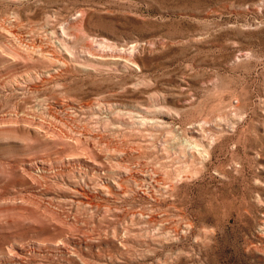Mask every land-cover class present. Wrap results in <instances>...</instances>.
<instances>
[{"label": "rangeland", "instance_id": "1", "mask_svg": "<svg viewBox=\"0 0 264 264\" xmlns=\"http://www.w3.org/2000/svg\"><path fill=\"white\" fill-rule=\"evenodd\" d=\"M263 219L264 0H0V264H264Z\"/></svg>", "mask_w": 264, "mask_h": 264}, {"label": "bare ground", "instance_id": "2", "mask_svg": "<svg viewBox=\"0 0 264 264\" xmlns=\"http://www.w3.org/2000/svg\"><path fill=\"white\" fill-rule=\"evenodd\" d=\"M35 51H37V49H35ZM39 51L40 52H42L43 51V49H41V48H39ZM39 55H43V54H39ZM232 102H234L235 104H234V107L235 108H238V109H240L241 108V106H242V104L239 102V100L237 99V98H235L234 100H232ZM235 116V115H234ZM203 121H205V120H202V122L201 123H195V124H193V126H192V133L194 134V133H196L197 131L195 130V127H197V126H200L202 123H206V122H208V121H206V122H203ZM89 134V133H88ZM89 137L91 138V139H95V138H99V137H95L91 132H90V134H89ZM86 139V138H85ZM198 144L199 143H197V142H195V144H194V146L195 147H197V149H200L199 147H198ZM202 145V144H201ZM202 149H203V151H205L206 153H209V150L205 147V146H203L202 145ZM201 150V149H200ZM41 162H43L42 160H40ZM87 163L88 164H92V162L90 161V160H87ZM62 164V163H61ZM60 164V165H61ZM29 165V164H28ZM29 166H32V164H30ZM236 166V165H235ZM125 170H126V167H123ZM48 169V168H47ZM184 170V169H183ZM47 172V171H46ZM189 173L187 172V171H185V172H181V171H178V173L177 174H175V176H174V178H172L171 179V183L169 182V184H168V190L169 191H171V192H174L175 190H176V188L178 187V183H183L186 179H188V178H190L191 176L190 175H188ZM192 175V174H191ZM82 202H84V200H81ZM170 205H171V207L173 206V203L171 202L170 203ZM262 225L260 226V230L261 231H264V219L262 220ZM262 237H263V242H262V244H264V235H261ZM70 244H72L71 243V241H69V237H66V238H64L63 240H62V242H59L58 241V244H55L56 245V248H58V250L59 251H65V252H69L68 251V248L69 249H71V245ZM58 251V252H59ZM260 252H262V253H264V250H260ZM60 253V252H59ZM68 254V253H67Z\"/></svg>", "mask_w": 264, "mask_h": 264}]
</instances>
